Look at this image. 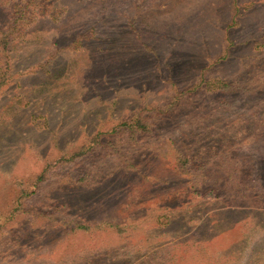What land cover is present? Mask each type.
<instances>
[{
  "label": "rangeland",
  "instance_id": "1",
  "mask_svg": "<svg viewBox=\"0 0 264 264\" xmlns=\"http://www.w3.org/2000/svg\"><path fill=\"white\" fill-rule=\"evenodd\" d=\"M0 264H264V0H0Z\"/></svg>",
  "mask_w": 264,
  "mask_h": 264
},
{
  "label": "trees",
  "instance_id": "2",
  "mask_svg": "<svg viewBox=\"0 0 264 264\" xmlns=\"http://www.w3.org/2000/svg\"><path fill=\"white\" fill-rule=\"evenodd\" d=\"M120 128H123L121 130L118 129H114V131H112V134H120V135H130L131 139H136L137 134L141 131L143 132H148L150 131V124L148 122H146L142 116H134L130 119H127L125 121H123L120 124ZM102 141V133L99 132L97 135H95L92 139L91 142L88 146L83 147L81 150H79L78 152L74 153L73 155H71L70 157H62L58 160H56L55 162H49L48 165L45 167V169L43 170V172L39 175L38 177V183H42L44 181L47 180L48 178V174L51 171V169L53 168V165L55 163H59L61 161L63 162H70L75 160L77 157L82 156L87 154L93 146L95 145H99ZM177 168L179 170V172L181 173H190L193 170V167L191 166V164L189 163V161L186 159V156L183 155L179 158L178 163H177Z\"/></svg>",
  "mask_w": 264,
  "mask_h": 264
}]
</instances>
